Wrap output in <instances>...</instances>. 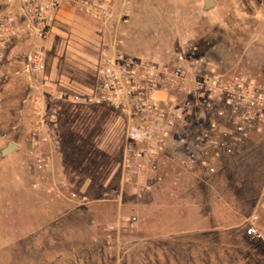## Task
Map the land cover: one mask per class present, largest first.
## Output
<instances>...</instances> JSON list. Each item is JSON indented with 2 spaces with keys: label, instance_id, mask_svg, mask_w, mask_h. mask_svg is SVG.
Instances as JSON below:
<instances>
[{
  "label": "rangeland",
  "instance_id": "obj_1",
  "mask_svg": "<svg viewBox=\"0 0 264 264\" xmlns=\"http://www.w3.org/2000/svg\"><path fill=\"white\" fill-rule=\"evenodd\" d=\"M199 1L191 30L120 31L135 40L126 53L165 63L184 56L189 75L166 94L178 141L136 173L125 143L82 145L96 130L85 136L83 109L28 75L31 48H18L29 35L0 59V150L19 145L0 153V264H264V241L245 231L254 214L264 227V135L251 133L249 157H238L232 108L206 106L195 89L212 68L264 84V0H218L210 19ZM57 62L55 76L62 66L79 75Z\"/></svg>",
  "mask_w": 264,
  "mask_h": 264
},
{
  "label": "built area",
  "instance_id": "obj_2",
  "mask_svg": "<svg viewBox=\"0 0 264 264\" xmlns=\"http://www.w3.org/2000/svg\"><path fill=\"white\" fill-rule=\"evenodd\" d=\"M69 1L98 21H106L113 14L112 0ZM132 1L123 0V3L129 5ZM5 4H0V59L15 40L26 35L45 40L56 14V4L49 0H6ZM128 15L129 11L124 10L121 19L127 20ZM20 16L25 17L22 22ZM125 36L120 33L112 50L103 52L97 89L87 95L74 94L72 100L108 105L128 116L125 166L128 173H136L161 154L166 145L178 141L172 137L178 116L169 109L166 94L171 88H183L189 75L184 68V56H178L173 63H165L126 53ZM44 69L45 56L36 41L28 54L26 70L41 73ZM195 89L205 98L206 106L222 101L232 108L237 142H244L251 133L264 135V84L239 75L226 78L212 68L200 75ZM62 95L60 97H65ZM180 140L186 142L185 138ZM46 162V159H39V166L43 167ZM135 220L131 218L130 224L134 225ZM245 231L251 238L264 241V228L258 224L257 214L249 218Z\"/></svg>",
  "mask_w": 264,
  "mask_h": 264
},
{
  "label": "crops",
  "instance_id": "obj_3",
  "mask_svg": "<svg viewBox=\"0 0 264 264\" xmlns=\"http://www.w3.org/2000/svg\"><path fill=\"white\" fill-rule=\"evenodd\" d=\"M49 1L56 4V14L54 25L50 29L47 38L45 40H35L29 35L18 50L24 48V46L31 48L36 41L39 43L45 56V69L38 74H41L51 91L56 87L58 88L57 92L60 99L78 105L83 109L81 112L84 113V116L80 122V129L82 133H85V136L90 132L89 129L96 130L91 141L84 136L80 137L82 145L97 144L99 147L100 144H106V150L110 151L111 145L113 146L116 143L123 145L125 143L123 136H125L128 126V116L113 108H111L112 110L108 109L111 112L108 111V114L104 112L103 107L110 106L87 104L83 101L75 102L72 100V96L74 94H91L97 89L101 60L100 51L102 48L111 51L114 40L121 30H125L127 27H131L133 30L141 27L146 32L173 33L182 30L180 29L182 26H186L187 30H191L190 28L193 27L196 20L194 19V10L190 11L189 8L197 2L199 5L201 3L199 0H134L129 5H124L123 0H112V16L106 21H98L81 11L75 2L69 0ZM215 1L216 5L207 9L203 0V14L201 15H205L209 19L214 16L218 0ZM126 9L129 11L128 19L122 20V15ZM166 17L169 19L168 22L164 21ZM134 41L125 39V46H128L127 42L132 44ZM53 50L58 52L59 57L57 58L60 59V64L68 67L71 64L78 66L79 75L75 74L78 72L77 70L73 74L71 70L68 71L67 68L64 69L62 66L61 69L58 68L60 73L55 76L58 59L51 58L50 52ZM27 72L30 77L31 74L35 73L32 71ZM60 95L65 97H60ZM102 115L105 116V122H103L104 117ZM247 139L236 145V155L238 157H249L248 152L252 149L253 144H250Z\"/></svg>",
  "mask_w": 264,
  "mask_h": 264
},
{
  "label": "water",
  "instance_id": "obj_4",
  "mask_svg": "<svg viewBox=\"0 0 264 264\" xmlns=\"http://www.w3.org/2000/svg\"><path fill=\"white\" fill-rule=\"evenodd\" d=\"M204 1H205V7L207 9L214 7L216 5L215 0H204ZM16 148H18V144L16 142L9 141L7 145L0 150V153L2 156H6L12 153Z\"/></svg>",
  "mask_w": 264,
  "mask_h": 264
}]
</instances>
